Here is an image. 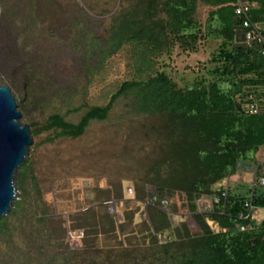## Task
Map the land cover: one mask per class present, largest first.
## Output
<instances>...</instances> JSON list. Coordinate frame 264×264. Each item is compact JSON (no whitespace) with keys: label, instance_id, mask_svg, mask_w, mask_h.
<instances>
[{"label":"trees","instance_id":"1","mask_svg":"<svg viewBox=\"0 0 264 264\" xmlns=\"http://www.w3.org/2000/svg\"><path fill=\"white\" fill-rule=\"evenodd\" d=\"M234 1L123 0L109 37L100 39L89 34L92 47L103 56V61L90 67L92 77L101 74L108 57L126 47L136 51L140 77L125 80L106 105L92 106L78 122L53 114L47 127L55 129L56 135L49 140L82 137L94 121L107 120L118 100L128 94L135 95L133 99L140 108L169 110L172 119L192 134L186 144L165 148L153 165L143 164L145 170L140 177L146 180L140 182L137 176L134 198L126 197L123 181L119 180L108 189V199L98 198L90 207L73 213V227L83 231L84 236L68 260L61 258L63 264H264V221H257L248 205L253 201L264 208V186L241 181L228 189V196L219 190L226 179L240 171L242 161L264 149V112L250 115L243 111V103L250 101L251 95L256 99L264 95V56L234 44L238 27ZM31 3L33 19L50 31L62 27L72 16V6L80 4L78 0ZM201 6L210 9L205 23L198 16ZM41 8H54V18L40 14ZM204 39L222 42L214 54L215 77L177 90L166 71L147 76L154 69L156 57L174 44L196 50L199 40ZM44 130L33 129L34 136ZM34 163L31 158L21 169L18 184L22 199L16 202L12 215L1 220V231L7 233L8 240L18 228L15 216L18 220H36L34 227L46 238L44 244L58 256L67 228L63 217L50 216V208L42 201ZM263 175L260 165L258 178ZM150 181L164 197L171 189L185 190L190 221L175 224L169 210L155 205H149L148 217H144L143 206L147 207L149 195L146 185ZM204 196H220L221 202L212 211H201L199 202ZM111 201L125 205L124 212H119L122 218L110 212ZM167 230L174 237L172 243L159 239V234Z\"/></svg>","mask_w":264,"mask_h":264},{"label":"rangeland","instance_id":"2","mask_svg":"<svg viewBox=\"0 0 264 264\" xmlns=\"http://www.w3.org/2000/svg\"><path fill=\"white\" fill-rule=\"evenodd\" d=\"M78 2L80 4L72 6V16L63 26L50 31L46 27L42 29L41 22L33 19L35 10L31 0H0V85L7 84L14 91L24 123L32 129L45 128L35 136L28 161L32 158L35 162L42 201L50 208V216H61L65 221L66 241L59 247L64 252L72 242L82 239L79 236L81 230L73 227V213L90 207L100 198L108 199V189L119 180L123 181L126 197L134 198L138 184L136 178L143 175L144 165L149 167L156 163L164 154L163 150H169L171 144L175 148L186 144L192 134L184 124L172 119L169 110L155 106L147 110L140 108L133 99L135 95L128 94L118 100L107 120L94 121L82 137L49 140L56 135L55 129L47 127L53 114L60 113L68 120L78 122L92 106L106 105L125 80L140 77L133 47H126L108 57L101 74L91 76L90 67L103 61V56L92 47L89 34L100 39L109 37L113 19L123 9L124 2ZM209 10L208 6H201L200 22L205 23ZM54 11V8L51 11L38 10L50 18H54ZM78 20L83 24H77ZM198 44L196 50L174 44L156 57L154 69L148 71L147 76L166 71L177 90H186L191 85L215 77L212 71L217 64L213 59L222 42L204 39ZM263 160L264 149H261L254 153L249 165L241 163V170H250L246 173L245 182L253 183L256 164ZM142 180L140 177V182L146 179ZM146 188L147 200L152 194L159 193L157 185L151 181L147 182ZM22 194L20 188L19 199H22ZM166 195L171 199L170 210L175 211L170 212L173 222L190 221L187 192L171 189ZM206 197L200 198L201 203ZM111 206L110 212L114 213ZM124 206L118 203L117 217L119 212H124ZM143 212V216L148 217L146 206H143ZM256 216H264V208L259 207ZM139 219L141 214L137 221ZM14 220L18 228L8 240L0 225V264H63L61 260L54 259L56 254L44 244L46 238H42L43 235L34 227L36 220H18L16 216ZM138 237L142 234L139 233ZM159 239L166 243L174 241L169 230L159 234ZM9 240L14 242L11 244Z\"/></svg>","mask_w":264,"mask_h":264},{"label":"water","instance_id":"3","mask_svg":"<svg viewBox=\"0 0 264 264\" xmlns=\"http://www.w3.org/2000/svg\"><path fill=\"white\" fill-rule=\"evenodd\" d=\"M22 117L19 99L12 88L7 84L0 85V225L20 197L19 174L35 142L32 127L24 123ZM254 179L257 180V174ZM111 210L117 214L118 203L114 202Z\"/></svg>","mask_w":264,"mask_h":264},{"label":"built area","instance_id":"4","mask_svg":"<svg viewBox=\"0 0 264 264\" xmlns=\"http://www.w3.org/2000/svg\"><path fill=\"white\" fill-rule=\"evenodd\" d=\"M233 6L236 10V20L238 21L237 34L234 44L241 47H247L253 50L259 51L264 56V0H235ZM262 10V12H259ZM257 12V13H255ZM255 13V16L253 14ZM251 100L243 103V111L251 114H259L264 112V95L256 99L255 95H251ZM259 183L264 186V175L260 179L253 183L256 185ZM228 183L225 180L223 187L219 190L224 196H228ZM201 203L199 202L201 211H212L216 203L221 202L220 196H210ZM115 201H111L110 204L113 206ZM148 205H155L163 207L170 211L171 200L167 196H162L160 193H154L150 196ZM248 205L251 208V214H256V210L259 208L254 205L253 201L249 202ZM243 217H249V215H242ZM79 235L84 236V232Z\"/></svg>","mask_w":264,"mask_h":264},{"label":"crops","instance_id":"5","mask_svg":"<svg viewBox=\"0 0 264 264\" xmlns=\"http://www.w3.org/2000/svg\"><path fill=\"white\" fill-rule=\"evenodd\" d=\"M248 162H250V160L242 161L241 163H242V165H244V164L249 165L250 163H248ZM262 163H264V160L261 161L260 163L256 164L257 167H258L259 165H261ZM242 165H241V166H242ZM257 167H256V170H254V173H256V171H257ZM241 169H242V167H241ZM241 169H240V171L238 172V174H235V175L229 177L228 179H226L229 188H234V187L237 185V183H239V182L245 180V177H246V175H247L246 173H248L247 171H250V170H241ZM241 174H242L243 177H241ZM238 176H240V179L238 178ZM241 178H242V179H241ZM146 210H147V207H146ZM170 212H171V210H170ZM254 217H255V218L257 219V221H259L260 223H261L262 221H264V216H258V217H257L256 214H254Z\"/></svg>","mask_w":264,"mask_h":264},{"label":"flooded vegetation","instance_id":"6","mask_svg":"<svg viewBox=\"0 0 264 264\" xmlns=\"http://www.w3.org/2000/svg\"><path fill=\"white\" fill-rule=\"evenodd\" d=\"M81 238H83V237H81ZM81 241H82V239H80V241L74 242V244L72 242V245L70 247H68L67 251H65V252L63 250L59 249V251H58L59 254L54 259L57 260V261H60L61 258L63 257L62 258L63 260H68L69 259L68 258L69 253H71V252L75 251L76 249H78L81 246V243H78V242H81ZM63 260H61L62 263H63Z\"/></svg>","mask_w":264,"mask_h":264},{"label":"clouds","instance_id":"7","mask_svg":"<svg viewBox=\"0 0 264 264\" xmlns=\"http://www.w3.org/2000/svg\"><path fill=\"white\" fill-rule=\"evenodd\" d=\"M262 165V164H261ZM260 166V165H259ZM259 166L257 167V171H256V173L255 174H257V180L255 181V179H254V181L255 182H257L260 178H258V169H259ZM255 178V177H254ZM254 181H253V183H254ZM257 185V184H256ZM256 185H254V186H256Z\"/></svg>","mask_w":264,"mask_h":264}]
</instances>
